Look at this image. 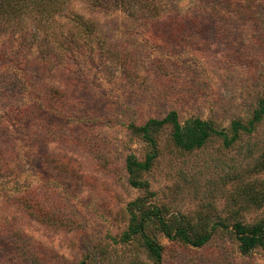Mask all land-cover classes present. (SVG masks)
Returning a JSON list of instances; mask_svg holds the SVG:
<instances>
[{"label":"rangeland","instance_id":"374dc122","mask_svg":"<svg viewBox=\"0 0 264 264\" xmlns=\"http://www.w3.org/2000/svg\"><path fill=\"white\" fill-rule=\"evenodd\" d=\"M177 1L170 32L145 30L95 0H68L49 40L44 31L34 34L31 19L20 28L0 23V264H156L139 236L124 238L129 203L140 197L166 219L227 226L202 247L152 227L161 264H264V250L243 254L233 232L236 222L264 221V118L233 147L216 136L192 152L173 143L167 126L158 136L159 157L144 174L153 195L129 183L128 155L144 159L148 151L132 123L177 110L183 122L201 117L229 128L233 119L249 120L264 97V8L245 19L204 21L201 2ZM77 16L97 27L90 37L97 63L83 59L80 70L66 42L81 38ZM30 68L31 82L24 77ZM5 81L13 85L8 92ZM50 88L55 98L46 101L55 111L41 120L21 113L28 97Z\"/></svg>","mask_w":264,"mask_h":264},{"label":"trees","instance_id":"16d2710c","mask_svg":"<svg viewBox=\"0 0 264 264\" xmlns=\"http://www.w3.org/2000/svg\"><path fill=\"white\" fill-rule=\"evenodd\" d=\"M67 1L68 0H0V23L6 27L20 28L30 21H28V19H31V22L34 23V34L39 35L41 31H44L47 36L45 38L49 40L48 30L50 27L55 26L52 24L55 23L54 16L62 10ZM198 1L202 3V9H199V11L206 12L202 15L204 21L213 16L219 19L225 16L245 19L252 14H261L256 13V11L264 8V6H262L264 0ZM177 2V0H95V4L99 8H106L109 12L122 11L130 18L134 19V21L140 22L141 24L139 25L145 30L165 28L169 32L175 28L174 24L176 21L169 18V15L177 11ZM203 3L205 7H203ZM144 18H147L145 22ZM188 21L192 27H199L201 25L198 20L188 19ZM262 21L263 20L259 18L258 22ZM185 22L186 21H180V23L176 25H184ZM73 26L81 29V38L75 39L67 36L66 42H70L74 45L75 48H68V54H70L74 63L80 70V68L83 67V61H81L83 59L89 64L97 63L96 53L93 52V47H91L95 40H90L97 31V27L94 21L90 19L87 20L80 16H77L73 20ZM99 40L102 39L99 38ZM82 41L85 47L79 46ZM2 56L4 58L2 62L4 61V63H7L10 57L8 55L6 56V54H2ZM54 57H56L55 54ZM11 59L14 63L16 62L15 59ZM100 61H103L102 57ZM43 67L44 70H51L48 62L45 63ZM31 68L28 69V72L24 75V77H26L25 80L30 82L32 76H36V73H31ZM85 70H87V68H85ZM11 86H13L12 83L8 81L6 85L1 88L4 92H8ZM21 88L25 91L30 87L25 85ZM54 92L56 94V90L50 88L45 90L43 95H38L34 98L32 96L28 97L26 103L21 106V113L24 115L25 113L29 114L32 112V115L37 114L36 116L39 117V119L36 120H41L44 113H52L57 108L55 103L52 102L51 105L48 106V102L46 101L47 97L50 96L51 100H54ZM257 105V108L253 111V115L249 120L244 121L241 118L233 119L229 128H219L210 119L201 117L190 118L183 122L177 110H171L163 118H151L143 125L137 126L132 123L129 128L145 142L148 151L144 159H139L135 154L128 155L126 168L129 174L130 185L134 188L144 190L148 193L147 195H153L150 191V183L144 179V174L152 169L156 159L159 157L158 136L160 131L165 127H171L173 143L177 147L188 152L203 148L209 140L216 136L222 139L226 148H229L233 147L242 135L252 134L256 130L257 125L263 120L264 97L259 98ZM3 169L7 170V165L4 166ZM22 198L23 197H20V199ZM21 202L22 204H26V200L24 199H22ZM128 208L130 221L128 229L124 233V238L130 239L134 236H139L148 254L156 264L162 263L163 250L150 232L152 227L157 228L171 240H179L194 247L206 245L216 230L227 227L223 221L215 222L211 227H208V225H193L190 222L184 223L178 218L166 219L163 210L151 204L149 197L135 199L129 203ZM233 232L243 254H251L257 248L264 250V221L253 225H245L242 222H236L233 225Z\"/></svg>","mask_w":264,"mask_h":264}]
</instances>
